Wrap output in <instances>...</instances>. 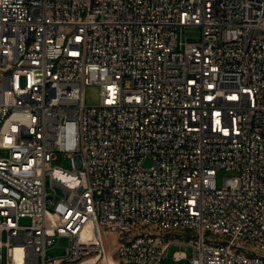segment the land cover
Wrapping results in <instances>:
<instances>
[{
	"label": "built area",
	"instance_id": "obj_1",
	"mask_svg": "<svg viewBox=\"0 0 264 264\" xmlns=\"http://www.w3.org/2000/svg\"><path fill=\"white\" fill-rule=\"evenodd\" d=\"M0 151V264H264V0H0Z\"/></svg>",
	"mask_w": 264,
	"mask_h": 264
},
{
	"label": "rangeland",
	"instance_id": "obj_2",
	"mask_svg": "<svg viewBox=\"0 0 264 264\" xmlns=\"http://www.w3.org/2000/svg\"><path fill=\"white\" fill-rule=\"evenodd\" d=\"M181 38L183 40H197L199 37V32L193 29L183 30L181 32ZM99 101V89L95 85H89L85 88L84 91V105L85 106H94ZM0 155H5L4 151H0ZM53 166L57 168H61L63 170H66L68 172H73L71 160L63 154H57L56 159L53 161ZM151 165L150 160H146L144 163V166L147 167ZM237 173L234 171H225V170H219L217 172V186L220 188L222 187V181L223 178L232 177L235 176ZM47 191L50 192L49 186H47ZM59 192V190H57ZM21 225H29L30 220L29 219H23L20 222ZM105 242L107 247H109L110 252L114 251V240L115 237L113 235L107 234L104 236ZM167 239H172L175 243L170 246L168 249V255L163 260L162 264H190V259L193 255V249L191 246L188 245V240L190 239L189 234H174L167 237ZM58 245V246H57ZM52 249H48L47 255L52 257H57L62 255L64 248L67 245L66 240H62ZM181 251L185 253L186 258L180 261H175L172 258V255L177 252Z\"/></svg>",
	"mask_w": 264,
	"mask_h": 264
}]
</instances>
